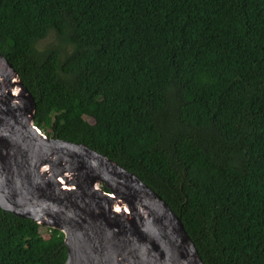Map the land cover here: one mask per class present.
<instances>
[{
    "label": "trees",
    "instance_id": "trees-1",
    "mask_svg": "<svg viewBox=\"0 0 264 264\" xmlns=\"http://www.w3.org/2000/svg\"><path fill=\"white\" fill-rule=\"evenodd\" d=\"M0 52L34 124L137 174L206 264H264V0H0ZM48 231L0 206V264H66Z\"/></svg>",
    "mask_w": 264,
    "mask_h": 264
},
{
    "label": "water",
    "instance_id": "water-1",
    "mask_svg": "<svg viewBox=\"0 0 264 264\" xmlns=\"http://www.w3.org/2000/svg\"><path fill=\"white\" fill-rule=\"evenodd\" d=\"M35 108L17 69L0 52L3 209L60 230L66 264H206L161 195L86 144L40 132Z\"/></svg>",
    "mask_w": 264,
    "mask_h": 264
},
{
    "label": "rangeland",
    "instance_id": "rangeland-1",
    "mask_svg": "<svg viewBox=\"0 0 264 264\" xmlns=\"http://www.w3.org/2000/svg\"><path fill=\"white\" fill-rule=\"evenodd\" d=\"M48 42H50L49 38L43 40L42 43L39 46L42 47V45H45ZM41 234L44 236L45 240H50L51 235H50V232L48 231L47 227L41 226Z\"/></svg>",
    "mask_w": 264,
    "mask_h": 264
},
{
    "label": "clouds",
    "instance_id": "clouds-1",
    "mask_svg": "<svg viewBox=\"0 0 264 264\" xmlns=\"http://www.w3.org/2000/svg\"><path fill=\"white\" fill-rule=\"evenodd\" d=\"M40 130V129H39ZM40 132H42L41 130H40Z\"/></svg>",
    "mask_w": 264,
    "mask_h": 264
},
{
    "label": "built area",
    "instance_id": "built-area-1",
    "mask_svg": "<svg viewBox=\"0 0 264 264\" xmlns=\"http://www.w3.org/2000/svg\"><path fill=\"white\" fill-rule=\"evenodd\" d=\"M40 131V130H39Z\"/></svg>",
    "mask_w": 264,
    "mask_h": 264
}]
</instances>
